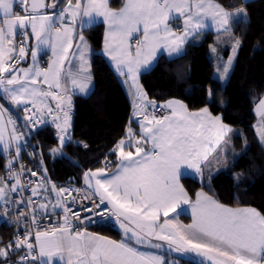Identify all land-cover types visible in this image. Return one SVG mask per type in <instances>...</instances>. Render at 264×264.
I'll return each instance as SVG.
<instances>
[{
    "label": "snow or ice",
    "instance_id": "snow-or-ice-1",
    "mask_svg": "<svg viewBox=\"0 0 264 264\" xmlns=\"http://www.w3.org/2000/svg\"><path fill=\"white\" fill-rule=\"evenodd\" d=\"M97 18L106 25L104 54L117 72L137 85L141 67L156 60L161 49L169 56L179 54L189 35L210 25L217 32H227L230 20H246L247 16L242 7L229 12L214 0H125L119 11L109 7V0H0V96L27 114L25 128L48 123L45 117L50 118L60 145L50 149V154L62 155L60 149L70 140L71 97L63 87L62 74L76 38L74 25L79 20L84 29ZM176 21H182L179 29L172 27ZM178 30L183 34L178 35ZM18 35L22 37L19 41ZM78 39L73 55L80 61V71L65 76L70 77L74 90L86 94L91 81L89 45L82 34ZM30 40L36 41L34 49L29 48ZM235 43L238 47L240 41ZM42 47L49 48L53 57L43 68L37 60ZM29 56L32 63L20 67ZM231 65L230 58L223 77L228 76ZM135 95L138 112L134 119L143 116L142 122L137 121L140 131L129 127L126 138L111 150L116 160L105 157L103 167L84 172L85 189L51 184L55 203L41 181H29L34 186L28 188L22 183L25 168L19 157L28 143L25 135L32 132L30 128L27 133L18 131L9 117L7 123L13 127L6 141L3 116L8 110L0 104V150L9 151L7 179L0 177V210L9 224L7 213L18 209L24 223L36 225L35 230L26 228L22 236L17 233L0 247V264H10V253L19 254L16 264H171L164 255L142 247L192 253L203 258L200 264H264V213L225 206L204 192L196 193L193 201L180 183L185 169L203 174L209 157L226 141L231 128L207 107L192 112L174 100L158 106L138 86ZM149 108L163 114L150 116ZM257 110L264 116V98ZM261 135L264 137V130ZM110 168L115 171L109 173ZM30 175L38 173L30 171ZM24 191L29 193L27 199ZM73 192H83L80 199L89 201L80 209L88 215L81 217L80 211H73L79 203ZM33 197H41L43 202L37 203ZM21 205L30 209V220ZM185 205L191 212V224L169 218L171 213L178 217L177 209L182 212ZM57 208L63 212L62 223H38L37 211L50 220ZM73 218L80 223L74 224ZM95 218L114 219L123 238L117 241L81 230L84 221L95 223Z\"/></svg>",
    "mask_w": 264,
    "mask_h": 264
},
{
    "label": "trees",
    "instance_id": "trees-1",
    "mask_svg": "<svg viewBox=\"0 0 264 264\" xmlns=\"http://www.w3.org/2000/svg\"><path fill=\"white\" fill-rule=\"evenodd\" d=\"M218 1L232 11L244 8L247 19L232 21L227 32L197 34L187 43L184 55L178 58L161 56L154 68L142 74L141 84L155 103L180 99L190 110L208 107L212 113L220 114L225 123L237 128L229 145L232 151L239 150L240 153L228 160V170H220L204 181L183 176L181 181L189 193L193 196L204 189L225 205L251 206L264 213V148L254 129L255 106L264 97V0H250L246 4L243 0ZM123 2L111 0L110 5L118 8ZM83 33L92 47L94 89L87 96L73 97L71 135L62 148L64 154H50L51 148L59 147L53 128L45 126L35 135H27L29 145L37 154V142L40 143L51 177L73 184L83 182L86 170L103 166L105 157L115 161V155L110 153L123 136L131 103L119 77L102 54L104 25H92ZM236 40L240 44L233 69L221 88L215 74H222ZM209 89H214L212 101L208 99ZM0 99L16 115L22 128L25 121L19 111H15L9 101ZM23 158L27 159L25 153ZM6 161L7 157L0 152V172ZM39 162L38 157L31 165ZM235 171L241 174L239 180L233 177ZM94 228L118 236V232L107 224ZM13 235L12 229L0 225V245H7Z\"/></svg>",
    "mask_w": 264,
    "mask_h": 264
},
{
    "label": "crops",
    "instance_id": "crops-1",
    "mask_svg": "<svg viewBox=\"0 0 264 264\" xmlns=\"http://www.w3.org/2000/svg\"><path fill=\"white\" fill-rule=\"evenodd\" d=\"M243 1H244V0H243ZM248 1H250V0H248ZM73 2H75V0H73ZM124 2H125V0H124ZM124 2H123V4H122L120 7H118V8H113V7H111V5H110L111 0H109V7H110L113 11H119V10L123 7ZM214 2L220 4L222 7L225 8L226 11H229V12H235V11H236V10L232 11V10L227 9V8H226L225 6H223L218 0H214ZM231 22H232V21L230 20V22H229V26H228L229 28H230ZM209 23H210V22H209ZM95 24H103V23L100 22V18H97L96 22H94V23H92V24H89V25H86L85 28L90 27V26L95 25ZM103 25H104V24H103ZM181 26H182V21H176V22H174V23L172 24L173 29H179ZM74 28L76 29V31H75V33H74V36H76V38L73 39V47H72V49H71L70 52H69V58H68V60H66L65 63H64V74H62V83H63V87H64V89L67 90V93H68V95H70V97H75V96H77V95H79V96H87V95H89V94L93 91V89H94V79H93V74H92V70H91L92 47H91L90 42H89L88 39L86 38L85 34L83 33V30H84L85 28H84V29H81V27H80V22H79V20H78L77 23L74 25ZM206 31H212V32H214V33H223V32H224V31L217 32V31L215 30V27L210 25L209 28H206V29L200 31L199 33H203V32H206ZM105 32H106V25H104V37H105ZM199 33H198V34H199ZM80 34H82V35L84 36L85 40L87 41V43H88V45H89V53H88V57H87V59H88V64H89V69H88V71H89L90 76H91V81H90V85H89V91H88L86 94L79 93L78 90H74V89H73V86H72V84H71V79H70V77H66V76H65V74H67V73H69V72H71L73 75H76V74L79 73V71H80V61H79L78 57H76V56L73 55V53H75L76 50H77V49H76V45L79 43L78 36H79ZM177 34H178V35H182L183 33H182V31H179V30H178V31H177ZM196 35H197V34H192V35H189V36H188L186 42L182 45V49H183V50H182V52H180L179 54H173V55L169 56L165 50L161 49V50L157 53L156 60L152 61L150 65H147V66H143V67H141L140 72H139V74H138V78H137V85H133L132 82H131V80L129 79V77H127V76H125V75H122V74H120L119 72H117L114 62L111 61L110 57H108L106 54H104V51H103V49H104V40H103L102 54H103V56L107 59V62L109 63L111 69H112V70L114 71V73L119 77L120 82H121V84L123 85V87H124V89H125V91H126L128 97H129L130 99L135 95V91H136V87H137V86H138L139 88H141V89L143 90L144 93H146V98L148 99V98H149V97H148V94H147L145 88L143 87V85L141 84V76H142V74L145 73V72H148V71H150L152 68H154V66L156 65L158 59H159L161 56H164V57H166L167 59H174V58H178V57L184 55V53H185V51H186V48H187V43H188L192 38H194ZM16 39H17V41H19V40L22 39V37H20V36L18 35ZM235 42H236V41H234V43H233V48L236 47V43H235ZM35 45H36V41H35V40H30V41H29V48H30V49H34V48H35ZM233 48H232V51H231V53H230V55H229V58H228V60H229L230 58L232 59V68H231V70L233 69L234 59H235V57H236L237 50H238V47H236L235 55L233 56ZM52 58H53V57H52V55H51V51H50V49H49V48H46V47H42L41 50L39 51V53H38V57H37L39 67H42V68H43V67H47V66L50 64ZM228 60H227V61H228ZM31 63H32V61H31V56H29L26 60H23V62H22V64L20 65V67H24V68H26V67H28ZM231 70H230V72L228 73V76H227L226 78L223 77V78H225V79H223V80H224V84L222 85L223 87H224V85L226 84V81L228 80V78H229V76H230V74H231V72H232ZM222 74H223V71H222ZM222 74H221V75L218 74V73L215 74V78H216V80L219 81L220 83H222V81H221V79H222V78H221V77H222ZM220 76H221V77H220ZM219 77H220V78H219ZM209 92H211L212 94H211V96L209 95L208 99H209V101H212V100H213V96H214L212 89H209ZM0 98H1V97H0ZM173 100H174V101H179V102L185 104V103H184L183 101H181L180 99H171V100H168V101H173ZM48 103L51 104L52 106L55 105V101H51V100H49ZM0 104H2L3 107H4L5 109L8 110V108L4 105V103L2 102L1 99H0ZM11 105L14 107V110H15V111H19V115H21L23 118H24L25 115H27V114L22 110L21 107H18V106L13 105V104H11ZM73 105H74V104H73ZM73 105H71V109H70V112L72 113V115L70 116V117H71V120H70V128L68 129L69 131H70L71 128H72ZM185 105H186V104H185ZM202 108H205V107H202ZM202 108H200V109H202ZM207 108H208V107H207ZM200 109L190 110V109L188 108V110H189V111H192V112L199 111ZM208 109H209V108H208ZM209 111H210V109H209ZM210 113H211L213 116H219V114H214V113H212L211 111H210ZM9 117H15V118H16V115H14L13 112H11V111H9V110H8L7 112L4 113V116H3V121H4V137H5V140H6V141L8 140V138H9V133H10L12 127H13L12 124L7 123ZM12 119H13V118H12ZM16 119H17V118H16ZM45 119H47V120L49 121L48 117H45ZM137 121H138L137 119H134V120L131 119L130 121H128V123L126 124V127H125V130H124V133H123L122 138H126L127 129H128L129 127H131V128L133 129L134 132H139V131H140V126H139V124L137 123ZM139 121L142 122L143 120H139ZM222 121H223V119H222ZM14 122H15V127L18 129V131L27 133L29 127H28V128H25V127H22V128H21V127H20V124L18 123L17 120L14 121ZM223 123H224L225 125H227L228 127L230 126V125H228L227 123H225L224 121H223ZM24 124H25V123H24ZM45 124H46V123H45ZM30 129H31V132H33L32 127H31ZM235 132H236V131H235L233 128H231V132L228 133L227 138H226V141L223 142V143L221 144V146L217 149V151L214 152V153H212V155L209 157V161H210V162L207 164V167H205V168L203 169V174H202V175L197 174V173H194L193 170L185 169V170H183V171H184V174L181 176V178H182L183 176H193V177L198 178L200 181H204L206 178L212 176V174L216 173V172H215V167H214V165H213L214 155H215L217 152L221 151L223 148H225V150H226V156L236 157V155L239 154L240 151H239V150H237V151H232V148H231L230 145H229V143H230L231 140H232L231 135L233 136V134H234ZM32 134H33V133H32ZM56 135H57V133H56ZM25 137H27V135H25ZM122 138H121V139H122ZM238 151H239V152H238ZM0 152L3 153V154L7 157V161H6V163H5V165H6L7 162H8V159H9L8 151H7V150H0ZM230 159H231V158H230ZM115 160H116V156H115ZM228 160H229V159H227V161H228ZM228 162H229V161H228ZM45 163H46V162H45ZM46 166H47V164H46ZM103 166H104V165H103ZM103 166H99V167L93 168L92 170H95V169L100 168V167H103ZM48 171H49V170H48ZM108 171H109V173H111V172L115 171V168H110ZM217 172H218V171H217ZM1 177L7 179V176H6V168H5V166H4V170H3V172H1ZM181 178H180V183L183 185V183H182V181H181ZM83 182H84V180H83ZM183 187L185 188L184 185H183ZM185 190L188 192V195L192 198L193 201L195 200V195H196V193H198V192H204V193L207 194L208 196H211V195H210L209 193H207L204 189H200V190L196 191V193H195L193 196L189 193V191H188L186 188H185ZM211 197H212L214 200L218 201V200L215 199L213 196H211ZM218 202L221 203L220 201H218ZM222 204H223V203H222ZM224 205H225V204H224ZM225 206H228V205H225ZM228 207H231V206H228ZM231 208H255V207H251V206H241V207H231ZM183 209H184V211H182V212H181V209H177V212L180 213V215H179L178 217L176 216V213H171L170 216H169V218L171 219L172 217H176L177 221H178L180 224H184V225L191 224V223H192V218H191V212H190L189 207H188L187 205H185V206H183ZM255 209H256L257 211H259L257 208H255ZM1 212H2V211L0 210V216H1ZM259 212H260V211H259ZM161 219L163 220L164 218L162 217ZM106 224L109 225L110 227H112L113 229H115V230L118 232V236H114V235L107 234V233H105V232H101L100 230L95 229V228L92 229V230H88L87 232H89V233H93V234H97V235H101V236H105V237H107V238H109V239H113V240H117V241H119V240H121V239L123 238V236H122V232H123V230L119 227L118 222H116L114 219H112V220H109ZM82 231H83V230H82ZM161 243H162V242H161ZM4 245H5V244H2V245H0V247H3ZM141 250H143V251L158 252V254L164 255V256H165V259L168 260V261H170L171 264H187V263L181 261L180 258L188 259V260L190 261L188 264H200L201 260L203 259L202 257L197 256V255L192 254V253H176V252H171V253H169V252H168V249H167L166 247H163V248H161V249H159V250L142 247ZM172 256H173V257H172ZM181 262H183V263H181Z\"/></svg>",
    "mask_w": 264,
    "mask_h": 264
},
{
    "label": "built area",
    "instance_id": "built-area-1",
    "mask_svg": "<svg viewBox=\"0 0 264 264\" xmlns=\"http://www.w3.org/2000/svg\"><path fill=\"white\" fill-rule=\"evenodd\" d=\"M23 61H21L22 64ZM20 64V65H21ZM148 101H151V99H147ZM136 101H137V97L136 95H134L131 98V103H130V111L128 114V121H130L131 119L134 120V115L138 112L137 106H136ZM74 104V98L71 97V105ZM158 106L159 105H163L164 103H156ZM144 105H140V108H144ZM148 114L151 116L153 114L160 116L161 114H163V111H156L155 113L152 112V110L149 108L148 109ZM69 115L71 116L72 113L69 111ZM13 118L12 121H16L17 119L15 117H11ZM49 121L48 123H41L40 125H37L35 127H32L33 129V135H35L36 132H38L39 130H41L43 127L45 126H49L51 128H53L55 130L56 133H58V130L55 128V126L51 123L50 118H48ZM137 120H143V116L142 115H137L136 118ZM126 123V124H127ZM69 134L71 135V130L69 131ZM25 139L28 141L27 145L24 146L21 150L20 153V157H19V162L24 166L25 171L23 172L22 175V183L25 185V188L34 186L32 184H29V181L32 182H36V181H41L42 182V187L43 188H47L48 192L46 193V195L48 196L49 200L52 203H55V200L53 199V193L51 192V184H55L57 185V188H59L60 186H64V187H75V188H80V189H85L86 185L84 182H81L80 184H73V183H63L60 181H57L55 179H53L48 171V168L46 166L43 154H42V150H41V146L40 143L37 142V146H38V152L39 154H37V151L34 149V147L29 145V139L28 137H25ZM23 153L26 154L27 159L23 158ZM9 154V151H8ZM31 154V155H30ZM39 157V163L37 165H31V162L37 160V158ZM42 162V164H41ZM105 163V162H104ZM43 169H46V173L43 171ZM18 170V169H17ZM30 171H36L38 173L37 176L33 177L30 175ZM0 177H1V172H0ZM45 177L47 179H45ZM11 195H15V194H11ZM73 196H76L79 200V203H77L74 207H73V211H80V215L81 217H84L85 215H88L87 213L81 211V205H87L89 203V201L87 200H82L80 199V197H82L83 192L80 194H77L75 192L72 193ZM29 196V193L27 191L23 192V197L25 199H27V197ZM33 200H36L37 203L43 202L41 197H33ZM71 199V198H69ZM21 207L24 208L25 210V214L29 215V220H30V209L27 208L24 205H21ZM1 216H0V225H2L5 228H9L12 229L14 232V235L16 237L17 233H19L21 236L23 235V231L24 229L28 228V229H32L35 230L36 225H33L31 223H24V219L25 217L23 215H19L18 216V209L15 210H10L7 213V218L8 220L11 221V224H9L7 222V220H5V213L3 212V210H1ZM49 211H51V206L49 207ZM37 217H38V223L39 224H54V223H62L63 222V212L60 208H57L55 213L52 215L51 219L49 220L46 217H41L39 211H37ZM71 215V214H70ZM97 222L95 223H90L88 221H84V225L81 227V230L83 231H88V230H92L94 229V227L99 226V225H103L106 224L109 220L105 221V220H100L99 218H95ZM73 223L74 224H78L80 223L79 221H75V219L73 218ZM9 243V242H8ZM19 254L17 255H12L10 253L9 256V260H10V264H16V262L19 260Z\"/></svg>",
    "mask_w": 264,
    "mask_h": 264
},
{
    "label": "rangeland",
    "instance_id": "rangeland-1",
    "mask_svg": "<svg viewBox=\"0 0 264 264\" xmlns=\"http://www.w3.org/2000/svg\"><path fill=\"white\" fill-rule=\"evenodd\" d=\"M231 68H232V65H231V67L229 69V72H230ZM221 78H222L221 79L222 83H220L221 84L220 87L222 88L223 87L222 85L224 84V80L223 79H225L226 77L223 78V76H222ZM212 91H213V94H214V89H212ZM213 99H214V96H213ZM257 105H258V103H257ZM257 105L255 106V112L257 114V120H256V122L254 124V129L256 131V134H257V137H258L259 141L261 142V144H262V146L264 148V137H262V135H261V131L264 130V116H261L260 112L257 110ZM219 116L222 118V116L220 114H219ZM11 120H12V118H11ZM28 127L31 128L32 126L29 125ZM229 127L233 128L231 126H229ZM233 129L235 131H237V128H233ZM238 130H240V129H238ZM231 137H232V135H231ZM57 148H60V145ZM51 149H53V148H51ZM60 152H62V154H64V151L62 149H60ZM57 154L61 155L60 153H57ZM44 155H45V153H43V157H44ZM52 155H54V154H52ZM230 158H234V157L226 156L225 148H223L221 151L217 152L214 155V159H213V165L215 167V172L220 171V170H228V168L230 167V163L227 161V159H230ZM233 177H237L238 179H236V180H239L241 178L240 172H238V171L233 172ZM14 238H15V236H12V238L9 240V242L11 240H13ZM5 246L6 245H4L3 247H5Z\"/></svg>",
    "mask_w": 264,
    "mask_h": 264
},
{
    "label": "water",
    "instance_id": "water-1",
    "mask_svg": "<svg viewBox=\"0 0 264 264\" xmlns=\"http://www.w3.org/2000/svg\"><path fill=\"white\" fill-rule=\"evenodd\" d=\"M1 98H3L2 96H0Z\"/></svg>",
    "mask_w": 264,
    "mask_h": 264
}]
</instances>
